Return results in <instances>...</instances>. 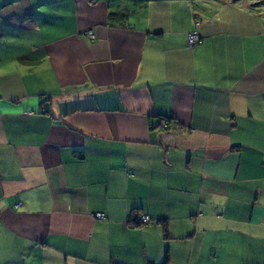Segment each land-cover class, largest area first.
<instances>
[{"label":"crops","instance_id":"0c3cea01","mask_svg":"<svg viewBox=\"0 0 264 264\" xmlns=\"http://www.w3.org/2000/svg\"><path fill=\"white\" fill-rule=\"evenodd\" d=\"M0 264H264V0H0Z\"/></svg>","mask_w":264,"mask_h":264},{"label":"built area","instance_id":"2783aa9c","mask_svg":"<svg viewBox=\"0 0 264 264\" xmlns=\"http://www.w3.org/2000/svg\"><path fill=\"white\" fill-rule=\"evenodd\" d=\"M84 36H86L90 40H95L96 36L92 30L86 31L83 33ZM188 42L190 46H196L201 42L200 35L196 32L190 33ZM161 125L164 127H167L169 124V121L166 118H160ZM96 216L98 218L104 217V214L102 213H96ZM140 221L144 224L149 223L151 221L150 217L148 215H142L140 217Z\"/></svg>","mask_w":264,"mask_h":264},{"label":"trees","instance_id":"16d2710c","mask_svg":"<svg viewBox=\"0 0 264 264\" xmlns=\"http://www.w3.org/2000/svg\"><path fill=\"white\" fill-rule=\"evenodd\" d=\"M111 17H112V14H111ZM120 18L123 19L124 17L123 16H120ZM167 120L170 122L171 119L168 118ZM164 225H166V223ZM167 236H168V232H167V229H166V226H165V237H167Z\"/></svg>","mask_w":264,"mask_h":264}]
</instances>
